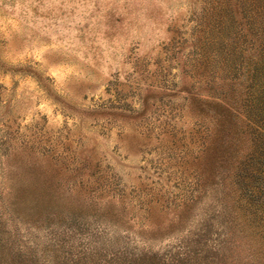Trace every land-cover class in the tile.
Listing matches in <instances>:
<instances>
[{
  "label": "rangeland",
  "instance_id": "374dc122",
  "mask_svg": "<svg viewBox=\"0 0 264 264\" xmlns=\"http://www.w3.org/2000/svg\"><path fill=\"white\" fill-rule=\"evenodd\" d=\"M0 264H264V0H0Z\"/></svg>",
  "mask_w": 264,
  "mask_h": 264
}]
</instances>
